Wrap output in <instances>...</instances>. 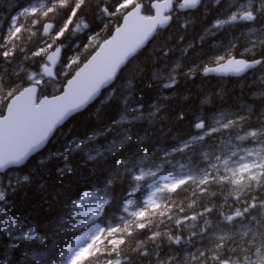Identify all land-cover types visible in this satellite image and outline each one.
<instances>
[{"label": "snow or ice", "instance_id": "6c2138e0", "mask_svg": "<svg viewBox=\"0 0 264 264\" xmlns=\"http://www.w3.org/2000/svg\"><path fill=\"white\" fill-rule=\"evenodd\" d=\"M165 3L169 9L176 11L198 10L202 6L207 9L208 0H176L175 4L172 0H165ZM211 3L212 9H207V12L215 13L214 22L205 29L200 40L203 42L206 36L216 37L222 33L226 43L222 41L220 44L225 54L215 57L214 62L218 66L205 67V74L226 71L239 75L256 69L257 66L264 68V0H248L246 5L238 3V0H211ZM86 5L87 0H46L37 7L33 0H28V4L19 7L17 14L10 18L7 38L0 36L4 41L0 44V58L7 62L13 56V49L9 45L22 38V29L24 32H32V29L20 23L21 18L36 26L44 19L51 20L60 16L62 26L54 27L52 23L46 22L42 24L45 34L52 30L55 39L59 40L68 31L87 27L82 21L75 23ZM141 7L142 4L135 0H116L114 7L105 6L100 9L109 17L123 15L124 26L116 28V35L105 41L92 60L68 81L61 95H53L51 99L37 102V86L42 82L46 83L44 77L58 78V74L54 75L47 66L43 71L27 74L19 82L11 83L5 82L7 69L0 70V94L8 101V114L0 119V264H133L134 257L147 258L150 253L145 250L146 241L140 240L132 247L128 238L134 236L135 230L147 228L150 232L147 240L159 248L157 240L162 233L151 231V226L157 217L172 220L170 212L173 206L179 207L180 212L184 211L170 194L188 184L195 185L201 193L208 192L209 185H218L221 191L228 185L229 195L239 206L231 204L228 196L224 197L230 211L219 212L220 219L215 229L223 234H217L216 231L211 233V247L189 251L184 257L169 256L162 259L157 253L155 264H264V106L256 114L255 125L250 122L255 111L250 105H241L234 113L217 110L218 115L213 114L212 117L196 115L187 138H176L170 148L163 150V155H159V148L149 154L145 140L150 132L144 125H154L160 120L157 113L166 105L155 103L151 105L150 111L145 112L142 100H134L131 90L121 93L113 88L118 73L122 71L121 66H126L129 57L149 40L157 28H166L172 20L170 13L162 14L159 10L155 16H141ZM152 8L156 9L157 5L152 4ZM29 17L31 19H27ZM187 26V21L181 25L182 28ZM234 28L247 29L244 35L248 38V44L244 52L251 54L250 59H235L231 56L238 41V37L230 35ZM32 34L35 35V32ZM52 47L53 44L47 45V48ZM192 47L194 45L189 44L184 48L185 55ZM20 51L23 52L24 49L21 48ZM60 51L56 47L48 55V61L54 64ZM44 52L46 49L41 48L34 51L32 57H40ZM164 55L167 56L168 52L164 51ZM29 58L26 56V59ZM75 62L73 60L71 63ZM71 63L67 66L71 67ZM178 75L176 68L171 69L167 82L160 86L163 89H172L178 82ZM154 78L162 80L163 76L156 74ZM259 83L264 85V75ZM254 95L264 99V88ZM100 96L104 97L102 106L107 105L112 111L104 118L97 116L98 123L94 134L74 138L63 153H55L56 158H62V166L57 168L61 176L65 172L75 174V169L71 166L74 155L83 157L80 161L82 169L88 168L91 162L88 175L85 176L82 172L78 178L84 180L88 190L81 189L73 196L64 189H59L52 197V202L55 203L62 196L67 197L65 202L71 203L73 208L95 205L89 216L95 228L74 243H69L59 260H53L51 257L55 254L56 245L60 243V233L59 230L49 232L47 228L56 216L50 215L43 222H37L28 215H9L4 207L8 203V195L16 192L22 185L19 179L15 183L9 179L5 185L2 174L12 169L19 170L26 165L31 157L38 155L47 146L68 119L86 109ZM162 98L168 99L167 96ZM100 111L98 108L97 112ZM178 119H184L183 113ZM241 130H244L243 135L239 134ZM233 132L236 133L237 140L249 141L254 147L243 148L241 153L234 151L231 155L217 152L219 145L215 140ZM198 145H206V148L202 147L205 162L203 166L197 164L186 173L165 176L138 202L131 199L132 194L142 188L146 178L156 177L163 170V164L172 163L168 157L174 158L176 154L190 156L195 153ZM157 159L160 160L159 164L156 163ZM28 179L27 175L23 177L24 181ZM117 181L122 188L127 182L130 189L122 191L119 200L127 201L122 212L133 219L129 220L121 214L112 223L100 226L103 223L102 217L106 215V206L117 201ZM52 202L49 203V214L52 213ZM162 205L167 210L162 209ZM220 207L223 209L224 205ZM157 209L161 210L157 212ZM212 212L213 207L205 206L202 212L175 220L177 227L181 228L187 220L203 218L199 233L192 232L186 243L193 244L192 237L196 236L203 240L208 229L213 228L212 221L208 219V214ZM160 223L164 221L160 220ZM155 226L159 227V224ZM5 238L7 243L3 242ZM167 239L175 244L181 243L180 235H169ZM49 240L53 242L52 247L47 246ZM226 252L229 254L226 255Z\"/></svg>", "mask_w": 264, "mask_h": 264}, {"label": "trees", "instance_id": "16d2710c", "mask_svg": "<svg viewBox=\"0 0 264 264\" xmlns=\"http://www.w3.org/2000/svg\"><path fill=\"white\" fill-rule=\"evenodd\" d=\"M141 1L142 0H135L136 3H140ZM147 1L149 3L152 0ZM44 2H46V0H44ZM33 3L36 4V0H33ZM115 3L116 0H87L86 7L79 13V19L75 21L76 24L82 21L87 27L75 31H68L65 33L66 36L64 35L59 40L55 38H51L50 40L40 38V28L46 21L52 23L55 27L62 26L60 16H56L51 20L44 19L40 24L34 27L26 23L25 18H21L20 23L32 29L35 35H33L32 32H24L22 29V38L16 40L15 44L9 45V47L12 46L13 56L10 57L7 62H4L3 59L0 58V70L7 69L5 82H19V80L25 78L27 74L39 72L41 65L44 63V53H41L40 57H32V53L43 48V44L51 42L53 45L57 43L65 46L62 53V62L70 64L73 60L76 61L75 63H71V67L67 68L58 79L61 84H64L63 82L70 77L74 69L95 49L99 41L101 39H106L116 25H118V22H120L122 15L118 14L107 19L100 11V9L105 6H109L110 8L114 7ZM27 4L28 0H0V36L7 38L10 18L17 14L19 7ZM207 7L208 9H212L211 0H208ZM207 13V9L203 6L198 10L186 13L184 17L187 18V28L181 27L184 21H172L167 28L160 31L151 40L146 47L147 49H143L136 55L135 59L131 62L132 65L130 63L123 70L124 72L128 68L131 70V76L129 74L128 77H126L128 78L127 88L122 89V87L118 86L113 87L121 93H127L131 90L134 100H142L145 112L150 111L151 105L155 103L166 105L160 113H157L161 119L157 120L154 125L146 126L150 132L148 139L145 141L146 151H148L149 154L155 152L157 148L161 150L170 148L175 143L176 138H187L192 131L191 123L196 115H207L208 117H212L213 114H218L217 110L224 111V113H234L241 105H250L255 110L251 115V119H254L264 105V99L257 96L250 99L254 93L264 88V85L259 83L260 79L258 80L256 77L252 78L250 83L245 82L251 74L241 79H217L215 77H202L200 75L199 71L204 67L215 64L214 61L217 55L225 54L224 48L220 47L222 41L226 43L222 33L218 34L216 37H206L203 42L200 40V37L205 33V29L210 27L214 22L215 13ZM143 14H150L148 5L144 6ZM27 19H31V17ZM241 30L242 28H234L231 30L232 32H230V35L238 37L237 47L232 50L231 54H236L238 51L241 52L245 47V37L241 34ZM181 37H183V40H181ZM3 42V39H0V44ZM189 44L194 45V47L190 48L187 55H185L183 50ZM37 45L39 46L37 47ZM21 48L24 49L23 52L20 51ZM0 51H2V49H0ZM164 51L168 52L167 56L164 55ZM26 56L30 58L26 59ZM243 57L250 58V55L246 54ZM257 58H259V53H257ZM177 65H179V67H177ZM173 68H176L179 75L177 76L178 82L172 89H163L160 86L163 81H159L158 79L152 80L156 74H162L163 79L167 80L168 72ZM189 69H192V71L189 72ZM17 72L19 75H16ZM68 72H70V74H68ZM120 73L118 75V80L123 75V73ZM26 85L27 84H25V86ZM45 92L43 93L47 94V91ZM0 96V112H2L7 100L3 99V94H0ZM163 96H167L168 99H163ZM103 99L104 97L101 96V98L90 105L86 110L74 115L52 137L46 148L37 156L30 158L26 165L19 168V170L12 169L8 171L15 175L9 179H11L13 183L19 179L22 185L16 192H10L8 195V203L4 207L9 215H28L37 222H43L45 218L50 217V215L56 216V219L53 220L51 225L47 228L49 232L59 230L60 233L58 237L60 243L56 245L54 249L56 254L51 257L53 260H58L60 258L64 248H66L69 243H74L75 240L85 236V234H88L90 230L95 228V224L93 223L91 228H87L85 221H83V217L80 215V207L73 208L71 203H66L65 200L67 197L62 196L58 203L52 202V197L59 189H64L65 192L71 193L73 196L81 189L84 191L88 190L85 187L84 180H78V178L82 172L85 176L88 175L91 162H89L88 168L82 169L80 167V161L83 157L79 154L74 155L71 160V166L75 169V174L65 172L61 176L58 174L57 168L62 166V158H56L55 153H63L66 147L65 144L68 141H72L74 138H84L86 135H90L95 131V126L98 123L97 116L99 115V117L104 118L112 111L107 105L102 106ZM98 108L101 109L99 113L97 112ZM181 113L184 115L183 120L178 119ZM250 122L253 124L252 121ZM58 134H61V136L58 137ZM226 135L227 134L223 135V137ZM215 143L219 145L217 152H221L222 146L220 142H218V139L215 140ZM202 147L206 148V145H198L195 153L190 156L176 154L174 158L170 157L172 159L171 167L166 165L165 167L167 168L164 169V173L169 176H175L178 173H186L192 170L197 164L203 166L205 162L203 160ZM49 157L52 158L49 159ZM176 163L180 167H175ZM182 166L187 170H180ZM6 174L3 175L4 184L9 181L6 178ZM26 175L29 179L24 181L23 177ZM92 179H95V177H92ZM208 187V192L201 193L195 185L188 184L183 185L181 189H177L176 193L170 194L175 197L176 204L183 207L184 211L180 212L179 207L173 206L170 212V215L173 217L172 220H168L166 217L156 218L153 226H151V231H159L162 233L161 237L157 240L159 248H156L154 244L149 247L152 242L147 240V236L150 235L147 228L144 230H135L134 236L128 238L129 245L134 247L138 241L144 240L146 241L145 250L149 253L152 252V255L150 258L134 257L133 264H155L157 253H159L160 258L166 259L168 256L181 257L186 253L188 254L189 251L195 252L198 248H209L212 246L213 237L211 233L216 231L217 234H223V232L215 229V225L220 219L219 212L221 210L225 212L230 211L228 205L225 204L224 197L228 196L229 202L234 206L239 205H236L233 197L229 195L227 190L229 187L228 185L224 186V191H221L218 185H209ZM122 191H130L127 182L124 183L122 188L120 182L117 181V201L111 206L106 207V215L102 217L103 223H101L100 226H104L107 222L112 223L120 215V206L124 202L119 200V194ZM193 192L196 194L193 195ZM50 202H52L51 214L48 212ZM190 204L191 207H189ZM221 205H224L223 209H221ZM205 206L213 207V212L208 214V219L212 221L213 228L208 229L203 240H201L199 236L192 237L194 243L189 245L186 243L188 237L192 232L199 233L200 225L203 224V218L198 217L196 221L187 220L181 228L177 227L175 220L184 216L194 215L197 212H202ZM162 209L167 210L163 205ZM160 210L161 209H157L156 211L159 212ZM123 215L129 220L133 219L132 217H128L127 214ZM160 220H163L164 223H160ZM156 224H159V227H156ZM169 235L173 237L180 235L181 243L171 244L167 239ZM237 240H239V236H237ZM3 242L6 243L5 240ZM52 245L53 242L49 240L47 246L52 247ZM231 246V242H229V247ZM227 254L229 253L226 252V255Z\"/></svg>", "mask_w": 264, "mask_h": 264}, {"label": "rangeland", "instance_id": "374dc122", "mask_svg": "<svg viewBox=\"0 0 264 264\" xmlns=\"http://www.w3.org/2000/svg\"><path fill=\"white\" fill-rule=\"evenodd\" d=\"M145 2L147 1V0H144ZM243 1V3L242 4H247V2H248V0H242ZM42 2H44V0H36V4H40V3H42ZM185 21H184V23L186 22V20H187V18H185L184 19ZM245 30V29H244ZM247 31V29L245 30V32ZM244 32V33H245ZM246 36V35H245ZM54 38H55V36H54ZM246 39H247V43L246 44H248V38L246 37ZM48 44H52L51 42H48V43H45L44 44V46H43V48H46V51H48L49 52V50H51L52 48H47V45ZM64 46V45H63ZM65 47V46H64ZM241 53H244V54H248V53H245L244 52V50H243V52H240V53H238L239 55H241ZM64 64V65H63ZM69 63H64V62H62V65L61 66H59V68H58V78L57 79H52V80H48L46 77H44V80L46 81V83L45 82H42V84H41V86H42V89L44 88V90L45 91H47V94H49V95H51V94H55L56 92H58L59 90H60V88H61V83L60 82H56L55 80H57V81H59L58 79L60 78V76L64 73V71L66 70V68H69L67 65H68ZM42 67H44V65L42 66ZM41 67V68H42ZM60 69V70H59ZM131 70L128 68L125 72H123V75H122V77L119 79V81L115 84V86L117 85L118 87H122V89H126L127 87V84H128V81H127V79L128 78H126V77H128V75L131 73L130 72ZM262 75H264V68H260V70L259 71H257V72H255L253 75L251 74L249 77H248V80L247 81H245L246 83H250V81L252 80V78H254V76H256L257 77V79L259 80L260 78H261V76ZM130 76H131V74H130ZM129 76V77H130ZM154 80H156V78H154ZM159 81H163V82H167V80H164V79H158ZM52 81V82H51ZM242 83V82H241ZM55 84V85H54ZM124 84V85H123ZM44 86V87H43ZM47 87V88H46ZM55 87V88H54ZM59 87V88H58ZM54 90V91H53ZM49 91V92H48ZM254 97H256L255 95H253L250 99H253ZM264 106V105H263ZM224 112V111H223ZM218 115V114H217ZM210 117V116H209ZM251 121L253 122V125H255L256 123V118H254V119H251ZM147 125H149V124H145L144 125V127H146ZM247 128V125L245 126V129ZM94 132L95 131H93L91 134H94ZM90 134V135H91ZM239 134L240 135H243L244 134V130H241L240 132H239ZM228 135V134H227ZM146 141V140H145ZM220 144H222V145H224V149H222L221 150V152L224 154V155H231V153L232 152H237V153H241L242 152V149L243 148H246V147H248V148H250V147H254V145L253 144H251L249 141H240V140H237L236 139V133L235 132H233L230 136H228V137H225V138H220ZM69 144V143H68ZM67 144V145H68ZM159 155H163V150H161V152L159 153ZM169 158V157H168ZM170 160H172L171 158H170ZM156 163H160V161L157 159V161H156ZM167 164H163L162 165V167H165ZM175 167H180L177 163L175 164ZM145 170H147V168L145 169ZM152 170H155V168L154 167H152ZM15 175H13V173H8L7 174V179L9 180V178H12V177H14ZM158 178H160V179H162L163 177L159 174V172L157 173V176L156 177H149V178H146V182L143 184V186H142V188L141 189H139V190H137V192H135V193H133V194H136L135 196L136 197H139V198H142V197H144V196H146L149 192H150V190L152 189V187H154V185H155V183H156V181L158 180ZM8 183V182H7ZM6 183V184H7ZM5 184V185H6ZM144 193V195H142ZM132 200H134V201H136V202H138L137 201V199H135V197L132 199ZM127 201H125L124 203H126ZM124 203H123V205H124ZM123 205L121 206V213L122 214H125V213H123L122 212V208H123ZM134 207H135V204L133 205ZM94 208H95V205H92V206H88V205H81V207H80V215H81V217H83V221H85V217L84 216H86V221H85V223L86 224H88L89 223V221H90V219H89V216H90V214L93 212V210H94ZM94 230V229H93ZM85 235H87V234H85ZM171 244H173L172 242H170ZM153 245V243L149 246V247H151ZM187 254V253H186ZM186 254H184V256L186 255ZM151 255H152V252H150V256H149V258L151 257ZM184 256H181V257H184ZM169 257V256H168ZM167 258V257H166ZM152 259V258H151Z\"/></svg>", "mask_w": 264, "mask_h": 264}, {"label": "water", "instance_id": "95a60500", "mask_svg": "<svg viewBox=\"0 0 264 264\" xmlns=\"http://www.w3.org/2000/svg\"><path fill=\"white\" fill-rule=\"evenodd\" d=\"M152 4H156L157 5V8L156 9H154V8H152ZM150 8H151V10L153 11V15L152 16H155L156 14H157V10H159L162 14H167V13H170L171 12V9H169V7L166 5V3H165V0L164 1H161V2H153V3H151L150 4ZM183 11H189V10H183ZM140 15H141V11H140ZM124 17H122V19H121V22H120V24H119V26L118 27H123L124 26ZM158 29V28H157ZM157 29H156V31H157ZM160 29H163V28H160ZM156 31L152 34V36L151 37H149V40L141 47V48H139L134 54H133V56H131V57H129V60H131L134 56H135V54L137 53V52H139L140 50H142V49H144L145 47H146V45L151 41V39H152V37L154 36V34L156 33ZM51 32H52V30H50L49 31V34H45L44 33V29H42V34H43V36H46V37H48L50 34H51ZM114 35H116V29L111 33V35L106 39V40H104L100 45H99V47L97 48V50L86 60V62H84L76 71H75V73L72 75V77L70 78V79H68L67 80V82L65 83V85L63 86V88H62V91H61V93L60 94H58V95H61L62 94V92H63V89H64V87L65 86H67V83H68V81L69 80H71V79H73L75 76H76V73L77 72H79L81 69H83L84 68V66L86 65V64H88L89 63V61H91L92 60V57L93 56H95L96 55V53L98 52V51H100V49H101V47L102 46H104V44H105V41H107V40H111L112 39V37L114 36ZM54 52V51H53ZM52 52V53H53ZM52 53H49L48 55H51ZM60 54H61V51H60V53L59 54H57V56H56V61H55V63L53 64V63H51V62H49L48 61V59H47V57H48V55L46 56V62L48 63V65H49V68L51 69V70H53L54 69V67L58 64V62H59V59H60ZM128 60V61H129ZM128 61H126V64H127V62ZM224 63H226V61L224 62ZM218 66V65H217ZM217 66H214V67H217ZM122 68L123 67H125L124 65H122L121 66ZM248 71V70H247ZM245 73V72H244ZM244 73H241V74H239V75H235V74H232V73H230V72H226V71H222V72H220V73H209V74H205V72L204 71H202L201 72V75H203V76H215V77H227V76H230V77H239V76H241L242 74H244ZM36 96H37V90H36V94H35ZM52 97H44V98H41V99H51ZM40 99V100H41ZM97 99V98H96ZM95 99V100H96ZM94 100V101H95ZM93 101V102H94ZM93 102H91L90 104H92ZM89 104V105H90ZM88 105V106H89ZM87 108V107H86ZM85 110V109H84ZM84 110H81L80 112H82V111H84ZM79 112V113H80ZM8 114V112H7V105H6V108H5V115H7ZM77 114V113H76ZM76 114H74V115H76ZM73 115V116H74ZM72 116V117H73ZM71 117V118H72ZM3 118V117H2ZM2 118H0V119H2ZM70 118V119H71ZM69 120V119H68ZM67 120V121H68ZM66 121V122H67ZM65 122V123H66ZM64 123V124H65Z\"/></svg>", "mask_w": 264, "mask_h": 264}, {"label": "bare ground", "instance_id": "6f19581e", "mask_svg": "<svg viewBox=\"0 0 264 264\" xmlns=\"http://www.w3.org/2000/svg\"><path fill=\"white\" fill-rule=\"evenodd\" d=\"M207 9H208V7H207ZM147 14V13H146ZM208 14V13H207ZM203 15V14H202ZM193 16H194V14H193ZM205 16V15H204ZM209 16V15H208ZM201 18V17H200ZM204 18V17H203ZM204 21V20H203ZM47 22V21H46ZM103 22V21H102ZM191 22H192V20H191ZM119 23V22H118ZM207 23V22H206ZM117 24V23H116ZM195 24V23H194ZM201 25V24H200ZM30 26V25H29ZM117 26V25H116ZM34 27V26H33ZM207 27V26H206ZM197 28V27H196ZM246 30V29H245ZM83 32V31H82ZM105 34V33H104ZM237 34V33H236ZM66 36V35H65ZM41 38V37H40ZM64 39V38H63ZM198 40V39H197ZM67 41H68V39H67ZM206 41V40H205ZM208 41V40H207ZM37 42V41H36ZM75 42V41H74ZM190 42V41H189ZM42 44V43H41ZM74 44V43H73ZM84 44V43H83ZM186 44V43H185ZM11 45V44H10ZM44 45V44H43ZM39 45H37V47H38ZM42 46V45H41ZM175 46V45H174ZM173 46V47H174ZM12 47V46H11ZM82 47V46H81ZM70 48V47H69ZM75 48V47H74ZM80 48V47H79ZM65 49V48H64ZM147 49V48H146ZM68 50V49H67ZM145 50V49H144ZM151 50V49H150ZM50 51V50H49ZM92 51V50H91ZM48 52V51H47ZM67 52V51H66ZM75 52V51H74ZM79 52V51H78ZM142 54V53H141ZM66 55H67V53H66ZM77 55V54H76ZM83 56V55H82ZM63 57V56H62ZM65 57H67V56H65ZM84 57H86V56H84ZM82 59H84V58H82ZM83 61V60H82ZM69 62H70V60H69ZM2 64V63H1ZM67 64V63H66ZM8 65V64H7ZM64 65V64H63ZM75 65V64H74ZM131 65H132V63H131ZM130 65V66H131ZM23 66V65H22ZM7 67V66H6ZM74 68V67H73ZM136 68V67H135ZM2 69V68H1ZM67 69V68H66ZM34 70V69H33ZM60 70V69H59ZM69 71V70H68ZM68 74H70V72H68ZM67 74V75H68ZM72 74V73H71ZM65 77V76H64ZM69 77V76H68ZM61 79H63V78H61ZM152 79V78H151ZM67 80V79H66ZM152 80H154V79H152ZM64 81V80H63ZM52 82V81H51ZM59 82V81H58ZM62 82V81H61ZM154 82V81H153ZM64 83V82H63ZM55 85V84H54ZM124 85V84H123ZM44 87V86H43ZM47 88V87H46ZM55 88V87H54ZM59 88V87H58ZM43 90H44V88H43ZM54 91V90H53ZM45 92V91H44ZM49 92V91H48ZM46 93V92H45ZM1 97V96H0ZM168 159H170V157L168 158ZM160 161V160H159ZM169 167H171V164H167ZM16 172V171H15ZM9 173V172H8ZM6 174V173H5ZM7 175V174H6ZM14 175V174H13ZM7 185V184H6ZM219 218V217H218ZM7 243V242H6ZM166 245V244H165ZM182 250V249H181ZM193 250V249H192ZM178 251V250H177ZM188 252V251H187ZM56 254V253H55ZM180 256V255H179ZM59 260V259H58ZM211 263V262H210Z\"/></svg>", "mask_w": 264, "mask_h": 264}, {"label": "flooded vegetation", "instance_id": "af4514ba", "mask_svg": "<svg viewBox=\"0 0 264 264\" xmlns=\"http://www.w3.org/2000/svg\"><path fill=\"white\" fill-rule=\"evenodd\" d=\"M256 123V122H255Z\"/></svg>", "mask_w": 264, "mask_h": 264}]
</instances>
